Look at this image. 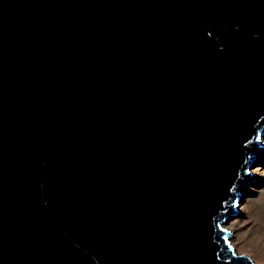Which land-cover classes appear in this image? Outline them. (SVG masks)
Masks as SVG:
<instances>
[{
  "label": "water",
  "instance_id": "1",
  "mask_svg": "<svg viewBox=\"0 0 264 264\" xmlns=\"http://www.w3.org/2000/svg\"><path fill=\"white\" fill-rule=\"evenodd\" d=\"M263 139L264 0H0V264H254Z\"/></svg>",
  "mask_w": 264,
  "mask_h": 264
},
{
  "label": "rangeland",
  "instance_id": "2",
  "mask_svg": "<svg viewBox=\"0 0 264 264\" xmlns=\"http://www.w3.org/2000/svg\"><path fill=\"white\" fill-rule=\"evenodd\" d=\"M257 160L250 172L256 178L249 182L240 201L239 211L242 207L246 211L238 212V216L230 221L237 220L240 225L230 242L239 254L249 256L254 264H264V238L257 237V223L264 219V157Z\"/></svg>",
  "mask_w": 264,
  "mask_h": 264
},
{
  "label": "bare ground",
  "instance_id": "3",
  "mask_svg": "<svg viewBox=\"0 0 264 264\" xmlns=\"http://www.w3.org/2000/svg\"><path fill=\"white\" fill-rule=\"evenodd\" d=\"M263 145H264V143H263ZM257 161L258 160H256V162ZM252 172L255 173V170H253ZM240 211L243 212V211H246V209L244 207H242L240 209ZM237 216H238V214H236L234 218H236ZM238 227H240V225H239V222L237 220L236 221L234 220L231 223L228 222L227 224L224 225V228L227 229L231 233L232 236H233V233L235 231H237ZM241 228H242V226H241ZM257 237L260 238V239L264 238V219L263 220L261 219L257 223Z\"/></svg>",
  "mask_w": 264,
  "mask_h": 264
}]
</instances>
